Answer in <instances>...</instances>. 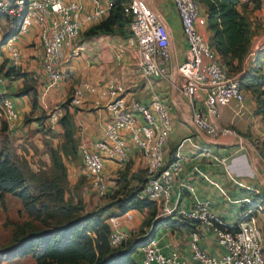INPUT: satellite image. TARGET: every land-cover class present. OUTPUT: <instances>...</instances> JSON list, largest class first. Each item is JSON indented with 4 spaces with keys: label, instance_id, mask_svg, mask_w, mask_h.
Here are the masks:
<instances>
[{
    "label": "built area",
    "instance_id": "built-area-1",
    "mask_svg": "<svg viewBox=\"0 0 264 264\" xmlns=\"http://www.w3.org/2000/svg\"><path fill=\"white\" fill-rule=\"evenodd\" d=\"M91 1L93 9L85 14L79 0H0V14L8 20H16L15 33L1 44L8 66H21V55L15 40L31 27H37L41 49L38 59L45 77L44 87L45 90L56 89L63 79L59 69L61 51L72 47L83 21L94 22L108 11L109 1L106 5H101L99 0ZM171 2L187 46L185 60L172 70L173 79L178 78L173 81V86L190 107L195 93L201 92V105L192 107L190 114L191 123L198 131L207 136L218 132L236 136L230 128L218 129L215 119L219 117V107L235 103L237 112L242 108L239 73L227 72L219 56L199 32V28L205 26V17L198 0ZM236 5L248 6L250 0H237ZM122 11L129 17L130 34L126 44L133 48L134 62L141 78L150 81L164 77L170 60V33L165 21L151 8L148 0H126ZM248 61L246 54L244 65ZM107 88L111 96L105 104L109 119L103 126L101 138L93 142L80 139L76 146V155L89 177L90 186L99 196L110 194L114 185L109 188L103 176L104 161L122 163L128 147H134L144 158V183L139 197L153 201L159 216H172V208L168 206L170 186L181 167L177 160L168 163L164 154L173 126L168 106L154 90L150 91L149 101L144 104L133 96L123 95L122 87L112 80L107 83ZM83 91L92 93L94 88L82 82L65 106L77 105ZM104 94L100 91L99 98ZM56 116L59 114L52 113L43 122L48 129L54 128ZM0 117L8 126L17 119L12 98L0 99ZM236 137L240 142V138ZM243 202L249 203V200L244 198ZM125 214L108 219V242L112 248L118 247L128 237L117 222ZM183 216L197 222L199 228L189 233V259L182 257L176 247H168V251L163 252L160 238L153 236L136 249L139 264H264L263 236L252 216L238 220L231 228L232 225L225 224L211 211L207 200L196 202ZM200 230L213 234L220 250L218 255H210L199 247Z\"/></svg>",
    "mask_w": 264,
    "mask_h": 264
},
{
    "label": "crops",
    "instance_id": "crops-1",
    "mask_svg": "<svg viewBox=\"0 0 264 264\" xmlns=\"http://www.w3.org/2000/svg\"><path fill=\"white\" fill-rule=\"evenodd\" d=\"M79 1L83 6V13L87 14L92 11L91 0ZM108 1L99 0V3L106 5ZM257 2V8H253L251 3L248 6L238 7V11L249 24L250 40L246 54L249 61L255 55L259 57L261 73H264V0H257ZM148 3L163 18L170 33V60L166 65L164 77L150 79V81L142 79L133 55L131 56L126 48L128 45L125 48L123 45H118L112 35L92 37L84 35L89 27L104 19L107 13L94 22L83 21L72 47L61 51L59 69L63 74V79L56 90H45L44 87L45 77L38 59L41 49L37 27H31L15 40L22 60L18 69L30 75L33 83L35 82L37 86L44 88V100L48 106L56 100L64 102L65 99L72 96L73 91L82 82H87L94 88L92 93L83 91L78 98L77 105H64L63 111L57 112L61 115L67 111L71 116L77 143L80 139L93 142L101 138L103 126L109 119L105 104L111 98L107 88V83L110 80L122 87L123 95L133 96L144 104L149 101L150 91L154 90L168 106L173 121L172 131L169 133L165 145V158L166 160H177L181 167L170 186L168 206L172 208V218L184 217L183 214L189 211L193 204L207 200L214 214L222 218L225 224L233 225L243 214L250 213L251 207L244 210H241L240 207L251 204L253 201L251 193L264 194V178L255 172L257 169L253 166L254 157L251 156L250 149L248 148L250 152L249 164L244 153L238 151L240 148L238 144L241 145L243 142L241 139L251 140L257 143V147L260 143L264 144V123L258 116L252 114L254 102L247 92L242 91V108L237 112L235 103L227 107H219V117L215 119L218 129L224 127L232 129L240 138L239 143L238 138L234 135L218 132L213 136H207L194 127L190 120V114L192 107H200L201 92L195 93L192 107H190L173 86V81L176 79H173L172 70L185 60L187 54V46L181 33L178 17L171 0H148ZM199 32L207 39L208 33L205 28H199ZM0 52L3 55L0 60V70L4 72L8 63L1 45ZM21 86V79L8 80L3 75L0 76V96L12 98L18 114L25 111L35 117L39 110L38 100L36 107L31 109L27 96L11 95ZM100 91L105 93L102 98H99ZM51 110L52 107L46 109V114ZM42 126H45L44 123ZM54 126L58 134L62 136L59 124L56 122ZM235 153L237 155L234 156ZM231 155L233 156L231 157ZM258 157L264 166V159L259 155ZM251 165L255 170L253 175L249 171ZM143 167L144 158L141 152L130 146L125 161L122 163L112 160L104 161L103 176L108 181V187L112 188V178L115 179L119 172L124 171L127 186L131 187L136 185L139 178L143 176ZM261 174L264 176L263 172ZM244 198L248 199L249 203L243 202ZM143 214L136 210L127 211L124 217L117 219L120 230L128 234L134 232L143 219ZM251 216L261 228L264 241L262 207H258ZM186 224L188 228L161 227L159 245L163 252H167L168 247H176L182 257L189 259V233L199 230V228L197 225L191 226L189 222ZM199 233V247L210 255H218L220 250L215 243L213 234L201 230ZM135 256L138 259L137 253Z\"/></svg>",
    "mask_w": 264,
    "mask_h": 264
},
{
    "label": "trees",
    "instance_id": "trees-1",
    "mask_svg": "<svg viewBox=\"0 0 264 264\" xmlns=\"http://www.w3.org/2000/svg\"><path fill=\"white\" fill-rule=\"evenodd\" d=\"M125 1L109 0L107 15L89 27L84 35L88 37L115 33L122 35L123 27H128L129 22V17L122 11ZM198 3L203 7L208 44L219 56L227 72L239 73L240 89L247 92L254 102L252 114L258 116L264 123V73H261L257 55L244 65L250 30L246 18L238 11L237 0H198ZM251 3L253 8L258 7L257 0H250ZM0 17L4 16L0 14ZM10 21L12 25L2 35L0 44L15 33L16 20ZM3 76L9 79H21L22 86L14 92V95L27 96L31 109H34L37 105V95L31 76L10 66L6 68ZM2 97L4 96L1 95L0 98ZM67 101L68 98L65 99L64 105ZM1 123L5 127V122L1 121ZM58 124L62 130L63 142L73 157L77 144L74 137V125L67 111L59 117ZM249 141L257 149L258 155L264 159V144L260 143L257 147V143ZM48 155L52 163L58 162L59 157L55 149L49 148ZM171 161L168 159V163ZM143 183L144 179L141 176L136 185L128 187L126 173L119 172L114 179L113 190L107 195L111 197L110 205L115 208L114 213L103 218L100 211H94L72 218L62 226L26 235L11 248L9 256L29 255L35 264H139L135 256L136 249L153 237L159 228H188L187 222L191 226L197 224L194 220L181 216L178 217L179 219H174L172 216H159L155 203L138 195ZM5 193L16 196L28 214L38 219L42 215L25 186L21 171L0 151V198ZM251 194L253 197L251 204L242 205L240 209L251 207V211L254 212L258 207H262L264 213V194ZM129 210L142 212L145 216L137 229L132 232L133 237L129 238L132 234L129 233L128 240L126 238L118 247L112 248L108 242L110 228L107 221L110 217L121 215ZM251 211L243 214L239 220L251 217L253 214ZM235 225L236 223L231 228ZM126 241L128 243H125Z\"/></svg>",
    "mask_w": 264,
    "mask_h": 264
},
{
    "label": "rangeland",
    "instance_id": "rangeland-1",
    "mask_svg": "<svg viewBox=\"0 0 264 264\" xmlns=\"http://www.w3.org/2000/svg\"><path fill=\"white\" fill-rule=\"evenodd\" d=\"M199 7L203 12V7L200 4ZM11 25L10 20L0 17V43L2 35ZM123 31L122 35L116 33L109 35L115 37L118 45H123L125 48L127 46L126 38L129 36L128 27L124 26ZM126 48L132 56L133 48L128 46ZM2 57V52H0V60ZM3 74L4 72L0 70V76ZM8 80L13 79L8 78ZM177 80L178 78L176 77ZM35 89L37 90L39 109L35 117H32L30 113H26L25 111L20 112L17 119L11 122V126H8L4 121L5 127L1 123L3 120L0 117V151L8 157L9 162L16 165L21 171L25 186L33 196L35 205L40 209L42 215L39 219L35 218L25 211L16 196L9 193L3 194L2 198H0V264H35L29 255L25 257L9 256L11 248L17 245L26 235L62 226L72 218L94 211H100L99 213L103 218L115 212V208L110 205L111 197L99 196L92 189L89 184V177L79 162L76 153L73 157L70 155L69 148L64 144L63 138L58 134L55 126L52 129L42 126V123L52 113L63 111L64 102L56 100L48 106L44 100V88L35 84ZM11 95H14V92ZM51 107L52 110L46 114V109ZM61 115L56 116L57 124ZM241 140L243 141L241 145L237 143L238 147H240L238 151L239 153H244L248 164L250 152L248 147L243 143L247 142L254 153L252 161L257 171L251 165L249 166L250 174L253 175V173L257 172L259 176L264 178L261 174L262 172L264 173V166L258 157L257 149L250 141ZM49 148L57 151L59 157L58 164L52 163L49 158ZM224 161H221V163H224ZM112 182L114 185L113 178ZM107 185L109 186V184ZM251 213L254 212L251 211ZM144 216L145 214H143ZM255 222L258 226L257 221ZM259 229L261 231V228ZM161 231V228L156 231L154 235L156 239L160 236ZM132 235L133 233L130 234L129 238ZM125 243L128 242L126 241Z\"/></svg>",
    "mask_w": 264,
    "mask_h": 264
},
{
    "label": "water",
    "instance_id": "water-1",
    "mask_svg": "<svg viewBox=\"0 0 264 264\" xmlns=\"http://www.w3.org/2000/svg\"><path fill=\"white\" fill-rule=\"evenodd\" d=\"M238 143H239V141H238ZM244 144L250 149L251 156L254 157V153H253V150L251 149L250 145L247 142H244Z\"/></svg>",
    "mask_w": 264,
    "mask_h": 264
}]
</instances>
